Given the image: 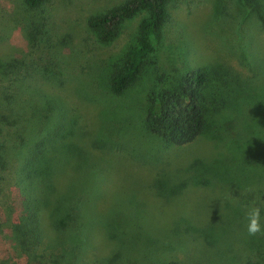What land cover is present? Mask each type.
I'll return each instance as SVG.
<instances>
[{
	"label": "rangeland",
	"instance_id": "rangeland-1",
	"mask_svg": "<svg viewBox=\"0 0 264 264\" xmlns=\"http://www.w3.org/2000/svg\"><path fill=\"white\" fill-rule=\"evenodd\" d=\"M123 1L49 0L44 35L33 46L22 0H0V63L29 66L33 76L21 84L42 96L28 90L20 98L29 99L32 110L42 103L33 126L46 121L44 97L49 95L54 109L47 123L62 131L52 142L56 152L49 165L59 215L68 224L62 235L53 228L59 220L51 204V219L43 216L46 241L38 243L32 264L264 261V179L252 169L255 179L246 180L245 171L231 162L229 148L210 134L175 147L150 134L144 120L147 96L168 71L224 62L249 76V65L258 64L264 46L259 19L264 18V0H173L144 72L116 95L110 75L134 43L146 13L124 21L109 42L92 33L87 21ZM18 86L0 75V113L6 104L3 89L12 94ZM1 128L6 169L0 170V264H26L14 228L23 211L22 194L28 202L34 195L21 171L38 139L33 145L24 135L21 142V132L6 137L7 128ZM253 208L260 209L262 233L249 235L247 217ZM77 222L82 233L70 243L65 233L73 234Z\"/></svg>",
	"mask_w": 264,
	"mask_h": 264
},
{
	"label": "trees",
	"instance_id": "trees-1",
	"mask_svg": "<svg viewBox=\"0 0 264 264\" xmlns=\"http://www.w3.org/2000/svg\"><path fill=\"white\" fill-rule=\"evenodd\" d=\"M172 1L124 0L105 12L89 17L87 23L90 31L101 41L109 42L118 35L120 25L124 21L140 12L146 13L138 25L134 43L128 46L122 62L110 75L109 85L114 94L121 95L134 85L144 72L147 59L155 52L157 44L163 37L164 26L169 18L168 5ZM48 2L49 0H22V7L30 14L25 28H29L28 42L33 46L45 29ZM259 19L264 26V18L260 15ZM258 60L257 65L250 63L251 73L247 77L224 62L209 68L201 65L194 68L186 66L159 76L157 85L147 96L144 118L147 131L175 147L191 144L202 135L210 134L212 139L222 141L229 148L231 152L227 153L230 154L231 162L241 171H245L244 175L248 178H245L246 180L255 179L250 178L252 169L259 180L264 179V46L262 51L258 52ZM31 71L24 61L0 63V75L5 79L11 77L12 83H19L12 94L7 88L3 89V100L6 104L0 113V125L7 128L6 137L8 133L19 135L21 132L22 136L19 137L21 142L23 136L28 135L33 145L35 138L38 139L32 156L23 164L24 170L21 171L22 180L28 183V188L30 187L34 195L31 198L32 202H28L24 198L25 194H22L23 211L14 228L17 246L26 254V264L37 261V245L42 240L46 241L43 216L45 214L49 216L47 209H50L51 204L56 216L54 219L59 220L53 228H58L62 235V230L68 224L59 215L56 182L53 169H50L49 165L53 162L51 154L56 152L52 142L62 136L60 126L55 127L47 123L54 107L49 95H46L44 97L46 121L41 120L33 126L35 122L32 120L41 113L42 103L37 109L32 110L31 101L20 98L22 95L25 96L28 90L42 96L37 89L27 88L21 84L25 77L33 76ZM36 97L41 102V97ZM231 144L236 147L232 148ZM5 154L6 145L2 143L1 171L6 169ZM49 218L51 219V216ZM80 225L77 222V229L73 231L76 237L69 229L66 230L65 235H70L72 240L70 243L80 237L82 233ZM58 254L64 256L62 250ZM162 264L182 263L170 260ZM246 264H264V261Z\"/></svg>",
	"mask_w": 264,
	"mask_h": 264
},
{
	"label": "clouds",
	"instance_id": "clouds-1",
	"mask_svg": "<svg viewBox=\"0 0 264 264\" xmlns=\"http://www.w3.org/2000/svg\"><path fill=\"white\" fill-rule=\"evenodd\" d=\"M247 219L250 221L248 226L249 235H256L257 233H262L260 226V209L253 208L250 210Z\"/></svg>",
	"mask_w": 264,
	"mask_h": 264
}]
</instances>
